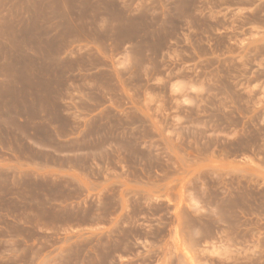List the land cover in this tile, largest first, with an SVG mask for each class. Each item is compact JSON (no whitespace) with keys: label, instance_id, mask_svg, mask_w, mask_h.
<instances>
[{"label":"rangeland","instance_id":"1","mask_svg":"<svg viewBox=\"0 0 264 264\" xmlns=\"http://www.w3.org/2000/svg\"><path fill=\"white\" fill-rule=\"evenodd\" d=\"M0 264H264V0H0Z\"/></svg>","mask_w":264,"mask_h":264}]
</instances>
